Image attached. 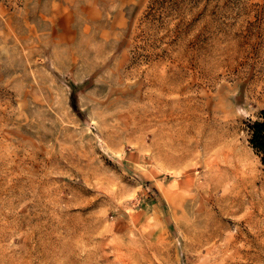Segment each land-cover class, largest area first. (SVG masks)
I'll return each instance as SVG.
<instances>
[{
    "label": "rangeland",
    "instance_id": "obj_1",
    "mask_svg": "<svg viewBox=\"0 0 264 264\" xmlns=\"http://www.w3.org/2000/svg\"><path fill=\"white\" fill-rule=\"evenodd\" d=\"M262 109L264 0H0V264H264Z\"/></svg>",
    "mask_w": 264,
    "mask_h": 264
},
{
    "label": "bare ground",
    "instance_id": "obj_2",
    "mask_svg": "<svg viewBox=\"0 0 264 264\" xmlns=\"http://www.w3.org/2000/svg\"><path fill=\"white\" fill-rule=\"evenodd\" d=\"M255 164L250 162L246 155H240L234 148L223 150L221 157L210 160L209 168L212 171H210V182L215 188L225 191L227 197L241 200L256 198L258 202H262L264 201V175L257 170Z\"/></svg>",
    "mask_w": 264,
    "mask_h": 264
},
{
    "label": "trees",
    "instance_id": "obj_3",
    "mask_svg": "<svg viewBox=\"0 0 264 264\" xmlns=\"http://www.w3.org/2000/svg\"><path fill=\"white\" fill-rule=\"evenodd\" d=\"M72 106L79 113L74 102ZM245 123L248 143L264 164V109L259 111L255 119H248Z\"/></svg>",
    "mask_w": 264,
    "mask_h": 264
}]
</instances>
